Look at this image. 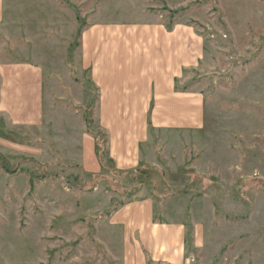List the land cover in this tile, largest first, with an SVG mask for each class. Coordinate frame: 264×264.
<instances>
[{
    "label": "rangeland",
    "instance_id": "rangeland-1",
    "mask_svg": "<svg viewBox=\"0 0 264 264\" xmlns=\"http://www.w3.org/2000/svg\"><path fill=\"white\" fill-rule=\"evenodd\" d=\"M136 22L202 38L180 83L202 94L204 122L150 130L140 163L116 175L94 163L80 38L87 25ZM0 62L43 75L38 123L0 117V262L120 264L129 233L142 250L183 246V264H264V0H4ZM128 209L140 219L129 224Z\"/></svg>",
    "mask_w": 264,
    "mask_h": 264
},
{
    "label": "crops",
    "instance_id": "crops-1",
    "mask_svg": "<svg viewBox=\"0 0 264 264\" xmlns=\"http://www.w3.org/2000/svg\"><path fill=\"white\" fill-rule=\"evenodd\" d=\"M3 12L4 0H0V23ZM203 51L202 38L181 23L136 22L115 30L110 24L84 26L81 67L97 87L94 120L106 133V150L116 170L127 172L140 163L139 147L150 130L202 127L203 96L184 87L180 80L197 66ZM42 79L37 64L0 62V117L7 116L5 122L32 125L42 119ZM90 141L93 144L92 138ZM94 163L99 168L97 159ZM129 211L125 215L129 224L133 215L140 219ZM141 222L145 223L146 217ZM126 242L115 246L120 264H183L186 260L183 246L176 249L171 244L155 243L142 250L141 245L130 244L129 233Z\"/></svg>",
    "mask_w": 264,
    "mask_h": 264
},
{
    "label": "trees",
    "instance_id": "trees-1",
    "mask_svg": "<svg viewBox=\"0 0 264 264\" xmlns=\"http://www.w3.org/2000/svg\"><path fill=\"white\" fill-rule=\"evenodd\" d=\"M88 84L91 86V88L89 89V100L92 101L93 99L95 100V98H96L97 87L94 85L93 82L92 83H88ZM85 85H87V83L84 84V87H85ZM92 105H93V103L92 104L89 103L88 107L85 108V111L83 112V120H84V123L86 125V132L93 136V139H94V153L96 155L98 164H99V166L101 167L102 170L104 168L106 170L110 169V171L112 173L116 174V175L121 174V173L125 174V172L116 170L114 168L113 160L107 154V151H106V140L104 138L106 136L105 133L100 129V127L98 125H97L98 127L95 128L94 130L90 128V126L93 125L94 121H95L93 119V117L88 114L89 109L91 107H93ZM105 162L107 163V165H104ZM146 169H153V168H146ZM89 175H92V174L90 173ZM93 176H96V175H93ZM103 177H104L103 174L98 176V178H103ZM132 179L133 178L131 177V180ZM104 185L107 187V184L104 183ZM137 190H138V187H133V188H131L130 192H128V193L131 194V193L136 192ZM186 236L188 237L187 233L185 234V237Z\"/></svg>",
    "mask_w": 264,
    "mask_h": 264
}]
</instances>
